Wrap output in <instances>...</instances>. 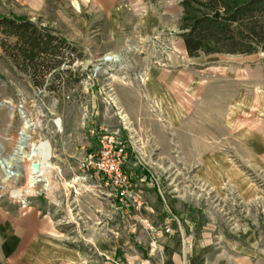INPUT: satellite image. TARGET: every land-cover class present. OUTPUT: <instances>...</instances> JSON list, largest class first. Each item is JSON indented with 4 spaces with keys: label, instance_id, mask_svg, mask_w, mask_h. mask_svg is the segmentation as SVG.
I'll list each match as a JSON object with an SVG mask.
<instances>
[{
    "label": "rangeland",
    "instance_id": "374dc122",
    "mask_svg": "<svg viewBox=\"0 0 264 264\" xmlns=\"http://www.w3.org/2000/svg\"><path fill=\"white\" fill-rule=\"evenodd\" d=\"M44 1L39 15L28 14L37 16L38 26L64 35L61 62L44 75H32L0 56V159L15 149L20 104L32 123L31 139L47 140L50 157L44 174L34 173L30 160L18 163L16 178L2 182L0 168V206L49 216L68 246L80 244L84 264H162L161 229L180 240L186 259L196 241L211 255L236 254L264 264V117L253 119L252 112L245 114L249 125L244 120L242 129L228 127L220 102L264 93V87L258 93L253 87L264 86V50L189 56L172 28L146 40L127 27L115 34L89 10L75 11L67 0ZM153 1L158 0H117L116 7L140 18ZM21 10L13 0H0V15ZM107 55L120 61H106ZM148 66L176 75L172 90L145 85ZM159 95L165 96L163 109L152 99ZM171 103L177 105L174 114ZM101 128L126 146L123 169L141 201L128 212L101 180L76 178L82 173L79 161L99 149ZM96 233L115 240L110 260L80 241V235Z\"/></svg>",
    "mask_w": 264,
    "mask_h": 264
},
{
    "label": "crops",
    "instance_id": "0c3cea01",
    "mask_svg": "<svg viewBox=\"0 0 264 264\" xmlns=\"http://www.w3.org/2000/svg\"><path fill=\"white\" fill-rule=\"evenodd\" d=\"M21 7L22 12H15L16 15L27 16L31 21L39 15L38 12L44 7V0H13ZM75 11L80 12L82 9L88 10L93 16L104 24H110L112 31L117 34L122 28H129L131 32L138 33L142 39L146 40L154 36L159 29L169 27L177 32H181L179 19L182 12L180 0L169 1L163 4L161 0L151 3L149 14L140 18L129 15L116 7L117 0H67ZM25 9V10H24ZM26 11V12H24ZM31 12L35 15L28 14ZM64 37L63 34H60ZM181 37V36H180ZM182 50L186 52L184 41L180 44ZM187 53V52H186ZM0 56L4 59L8 57L0 46ZM14 65V63L12 62ZM253 71V70H250ZM144 84H157L162 90H172L176 83V75L171 71H163L162 68L148 66L145 73ZM194 77L191 76V80ZM193 81V80H192ZM258 93V87L263 85H253ZM242 94V86L239 90ZM263 92V91H262ZM163 94V93H162ZM253 94V91H251ZM251 100L244 99L239 95L232 100H226L224 103L226 113L224 115L225 125L235 127L237 130L251 123L245 114L254 113V118L262 119L264 117V93L254 97ZM155 105L163 109L165 96H153ZM2 103H8L3 100ZM172 114L176 113L177 105L172 104ZM161 111V110H160ZM131 114V112L129 111ZM262 116V117H261ZM230 122V123H229ZM9 138V137H8ZM13 136L10 135L12 140ZM161 228V227H160ZM56 226L47 215H40L39 211L29 208L25 214L14 207L0 206V264H84L83 251L79 249L80 244L74 243V247L68 246L64 239L57 234ZM159 248L161 250L162 264H253L250 258L248 261L241 255L218 254L211 255L209 247L198 249V243L195 241L192 251V257L186 259L181 255V242L174 233H163L162 229L158 232ZM178 236V235H177ZM82 240L87 241L98 250V252L110 260L115 256V240L109 236H102L99 233L92 234L89 238ZM184 246V242L182 243ZM258 262V261H257ZM106 264H111L107 261Z\"/></svg>",
    "mask_w": 264,
    "mask_h": 264
},
{
    "label": "trees",
    "instance_id": "16d2710c",
    "mask_svg": "<svg viewBox=\"0 0 264 264\" xmlns=\"http://www.w3.org/2000/svg\"><path fill=\"white\" fill-rule=\"evenodd\" d=\"M180 5V36L189 56L264 50V0H180ZM0 35L3 52L32 75L61 62L64 39L26 16L1 14Z\"/></svg>",
    "mask_w": 264,
    "mask_h": 264
},
{
    "label": "built area",
    "instance_id": "2783aa9c",
    "mask_svg": "<svg viewBox=\"0 0 264 264\" xmlns=\"http://www.w3.org/2000/svg\"><path fill=\"white\" fill-rule=\"evenodd\" d=\"M145 14V8H141ZM115 103V101H112ZM118 114L123 124H129L128 118L121 110ZM103 133L99 138V149L96 152H89L79 161L78 170L80 174L76 178L84 181L87 178L95 177L103 182L105 187H110L109 195L117 199L121 208L128 212L131 204L139 206L140 196L131 189L130 175L123 169L126 160V146L123 140L116 133L101 128ZM94 130H91L93 133ZM169 229L166 228V231Z\"/></svg>",
    "mask_w": 264,
    "mask_h": 264
},
{
    "label": "bare ground",
    "instance_id": "6f19581e",
    "mask_svg": "<svg viewBox=\"0 0 264 264\" xmlns=\"http://www.w3.org/2000/svg\"><path fill=\"white\" fill-rule=\"evenodd\" d=\"M104 59L106 61L111 60L113 63L120 61L118 55H107ZM56 123L57 125L60 124L59 119L56 120ZM31 126L32 123L29 119L22 118V125L18 132L13 154L7 158L0 159V168L4 171L2 182L11 177L16 178L19 174L17 169L18 163L25 161H32L34 173H45L46 164L50 157V144L47 140L33 141L29 133Z\"/></svg>",
    "mask_w": 264,
    "mask_h": 264
},
{
    "label": "water",
    "instance_id": "95a60500",
    "mask_svg": "<svg viewBox=\"0 0 264 264\" xmlns=\"http://www.w3.org/2000/svg\"><path fill=\"white\" fill-rule=\"evenodd\" d=\"M18 111H19V113L21 114L22 118H23V119H26V115H25V113H24V110L22 109V104H20V105L18 106Z\"/></svg>",
    "mask_w": 264,
    "mask_h": 264
}]
</instances>
